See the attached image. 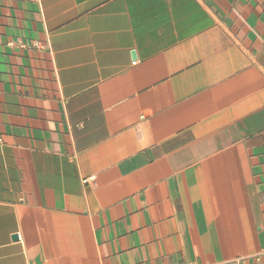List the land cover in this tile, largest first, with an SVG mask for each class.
<instances>
[{
    "label": "crops",
    "instance_id": "obj_1",
    "mask_svg": "<svg viewBox=\"0 0 264 264\" xmlns=\"http://www.w3.org/2000/svg\"><path fill=\"white\" fill-rule=\"evenodd\" d=\"M0 264H264V0H0Z\"/></svg>",
    "mask_w": 264,
    "mask_h": 264
},
{
    "label": "water",
    "instance_id": "obj_2",
    "mask_svg": "<svg viewBox=\"0 0 264 264\" xmlns=\"http://www.w3.org/2000/svg\"><path fill=\"white\" fill-rule=\"evenodd\" d=\"M134 56V55H133ZM15 238H17V237H15Z\"/></svg>",
    "mask_w": 264,
    "mask_h": 264
},
{
    "label": "built area",
    "instance_id": "obj_3",
    "mask_svg": "<svg viewBox=\"0 0 264 264\" xmlns=\"http://www.w3.org/2000/svg\"><path fill=\"white\" fill-rule=\"evenodd\" d=\"M85 182H87V181H85Z\"/></svg>",
    "mask_w": 264,
    "mask_h": 264
}]
</instances>
